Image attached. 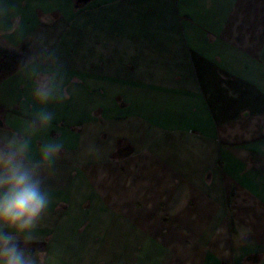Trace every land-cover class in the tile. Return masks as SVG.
Returning a JSON list of instances; mask_svg holds the SVG:
<instances>
[{"label":"crops","instance_id":"obj_1","mask_svg":"<svg viewBox=\"0 0 264 264\" xmlns=\"http://www.w3.org/2000/svg\"><path fill=\"white\" fill-rule=\"evenodd\" d=\"M10 4L0 54L28 63L0 84V128L41 107L30 58L54 57L69 92L33 141L37 158L44 141L64 147L41 172L50 203L29 254L264 264V0Z\"/></svg>","mask_w":264,"mask_h":264},{"label":"clouds","instance_id":"obj_2","mask_svg":"<svg viewBox=\"0 0 264 264\" xmlns=\"http://www.w3.org/2000/svg\"><path fill=\"white\" fill-rule=\"evenodd\" d=\"M10 13V0H0V22ZM20 25L16 16L8 32ZM29 63L33 65L31 96L41 107L20 129L0 128V264H43V254L38 260L28 248L50 203L41 172L55 163L64 147L55 139L47 140L40 144L38 158L33 155L34 139L55 119L45 106L69 98V92L54 57H33Z\"/></svg>","mask_w":264,"mask_h":264},{"label":"trees","instance_id":"obj_3","mask_svg":"<svg viewBox=\"0 0 264 264\" xmlns=\"http://www.w3.org/2000/svg\"><path fill=\"white\" fill-rule=\"evenodd\" d=\"M28 63L23 57L9 56L0 54V84L7 78L21 71ZM5 115V110L0 107V119Z\"/></svg>","mask_w":264,"mask_h":264},{"label":"water","instance_id":"obj_4","mask_svg":"<svg viewBox=\"0 0 264 264\" xmlns=\"http://www.w3.org/2000/svg\"><path fill=\"white\" fill-rule=\"evenodd\" d=\"M89 0H79L81 3H87ZM3 125L2 120L0 119V127Z\"/></svg>","mask_w":264,"mask_h":264}]
</instances>
